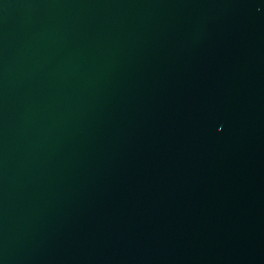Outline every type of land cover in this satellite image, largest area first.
Wrapping results in <instances>:
<instances>
[{
    "label": "water",
    "instance_id": "water-1",
    "mask_svg": "<svg viewBox=\"0 0 264 264\" xmlns=\"http://www.w3.org/2000/svg\"><path fill=\"white\" fill-rule=\"evenodd\" d=\"M0 264H264V0H0Z\"/></svg>",
    "mask_w": 264,
    "mask_h": 264
}]
</instances>
